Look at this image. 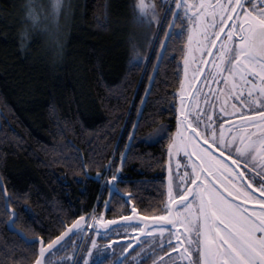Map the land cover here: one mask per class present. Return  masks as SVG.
<instances>
[{"label": "trees", "instance_id": "trees-1", "mask_svg": "<svg viewBox=\"0 0 264 264\" xmlns=\"http://www.w3.org/2000/svg\"><path fill=\"white\" fill-rule=\"evenodd\" d=\"M29 2L0 0V264H34L23 237L51 243L94 209L116 223L133 208L164 213L186 48L176 0L152 53L157 31L142 51L131 29L144 23L138 0H73L67 41L49 54L31 41ZM167 3L152 0L156 30Z\"/></svg>", "mask_w": 264, "mask_h": 264}, {"label": "rangeland", "instance_id": "rangeland-1", "mask_svg": "<svg viewBox=\"0 0 264 264\" xmlns=\"http://www.w3.org/2000/svg\"><path fill=\"white\" fill-rule=\"evenodd\" d=\"M29 1L28 23L32 29L31 41L34 42L39 39L45 52L49 50L51 52L49 54H55L57 50L64 47L67 41L72 25L73 7L71 3L73 0H60L58 10L53 8L54 0ZM242 2L243 0H241ZM195 6H202L204 10L201 15L190 18V35L186 58L190 57L192 52H196L194 49L197 41L200 38L205 40L208 36L209 26L205 20L208 14L215 15L216 23L212 25L210 32L217 33L221 26L224 27L225 22L230 21L227 19L229 15L235 18L240 11V8H236L235 13L231 11V8L235 7V0H197ZM136 10L141 18L140 21L144 23L134 24L131 29L138 33L136 38L139 42V49L143 51L154 33L157 31L156 36L158 32L160 33L161 23L156 30L157 18L153 15L152 0H143V4H141V0H138ZM222 19L223 24L221 23ZM229 31H235V29L229 28ZM186 92L188 89L186 90L185 86L182 87L177 99L178 128L168 150L167 200L164 213L159 215L168 216L169 219H174L176 223L169 224L167 221L155 219L143 220L135 212H132L129 215L132 217L131 220H122L110 225L103 216L98 215L94 219L95 228L92 227V222L88 225V232L94 230L91 237L86 239L85 248L87 253H95L99 256H83L82 264L83 262L89 264L92 260L102 262L108 258L112 261L109 264H141L149 258L152 260L149 264H197V261L203 264V261L200 260V254L205 250L204 242L207 229L203 227V219L199 218L200 195L207 197L209 192L219 195L227 202L232 203L234 207L246 209L247 211L243 212L245 216L255 217L264 211L257 203L258 200H264L263 197L259 196V192L258 196L254 195L252 199L245 201L244 193L248 192L246 191L248 189L241 187V183L237 179H229L226 175V173L231 172L232 176L235 177L236 172L232 171L235 166L230 165L220 155H217L216 151L213 156L207 155L204 151L206 146L198 145L195 142L194 134H189L187 129L183 127L185 118V100L183 98L187 96ZM260 165H264V160L258 162L257 170H259ZM209 168H211V172L208 171ZM186 172L189 174L187 177L184 175ZM193 172L198 177L196 185L190 184ZM170 184L172 186L171 195L169 194ZM233 184L240 190L239 196L236 195L235 190L232 191V195H228L229 187ZM188 187L193 189V192L189 193L188 196L187 203L190 204V207H182L181 205L185 202L178 201V198L177 203H173L172 197ZM242 188L245 191H242ZM233 197H235L234 200ZM209 223L211 224V222ZM131 225H139V227H132ZM222 227L218 223L212 225L213 230ZM101 235H105L106 238L102 239ZM82 237V235L77 237L73 242L75 244L78 240L80 241L76 251L74 250L75 255L73 249L70 251L69 246L67 248L64 246L62 248L63 253L67 250V256H62L63 253L58 254L59 252H56L51 255L47 264H66L70 260L71 264H78L77 254L82 245ZM169 242L171 245L177 246L175 251L173 247H169ZM159 250L163 252L158 253Z\"/></svg>", "mask_w": 264, "mask_h": 264}, {"label": "snow or ice", "instance_id": "snow-or-ice-1", "mask_svg": "<svg viewBox=\"0 0 264 264\" xmlns=\"http://www.w3.org/2000/svg\"><path fill=\"white\" fill-rule=\"evenodd\" d=\"M247 3L251 6V11L244 10L242 13L243 20L240 23H233L228 27L235 29L234 31H228L226 38L231 41L236 36V32L239 33L238 40L239 44L234 50V56L229 61L234 69L237 64H241V57L247 61L248 65L259 64L261 71L264 72V0H258L257 3H253V0H247ZM143 4V0H141ZM60 7V0H54L53 8L58 10ZM236 8L244 9V5L241 0H235V7L231 8V11L235 13ZM258 9V10H257ZM143 12V8L141 7ZM237 16V18H238ZM228 20H233L234 17L229 15ZM223 24V19L221 21ZM224 32V27L221 26L219 32L213 33L216 39L211 41V47H215L216 40L220 38V34ZM207 38V37H206ZM223 45H221V50ZM228 51H233L229 49ZM211 54V53H210ZM229 74H232L231 69H226ZM245 71L251 74V69L245 66ZM244 77H242L243 79ZM261 80L264 81V75H261ZM247 82V81H246ZM250 94V93H249ZM235 107V106H233ZM264 119V112L257 113ZM241 120H251V117L240 115ZM209 121L211 118L209 117ZM199 117L195 121V126L191 128V132L196 138L201 135L204 136L203 143L207 145L204 149L205 153L209 156H213L216 150L223 148L220 151V156L224 158L225 161L231 160L233 166H235L232 171L236 172V176L233 177L231 172L226 173L229 179H240L242 182L247 178L248 183L244 185L242 183L241 187H246L251 189V192H245V201L252 199L255 192H259L261 197H264V165L259 166L257 170L258 161L257 156L260 160H264V135L258 137L256 140H248L246 137L239 138V145L229 147L227 141L224 140L223 136V124H220L221 129L219 136H215L212 133L211 139L209 132L205 131L201 133L199 129ZM210 125H206V128ZM166 134L164 129L161 128L157 135ZM236 139H233V145L236 143ZM248 142H245V141ZM227 151V155H225ZM233 152L236 154L233 158ZM211 172V168L208 169ZM255 172V175H249V173ZM186 177L189 175L187 172L184 174ZM214 175V173H213ZM190 179L191 185L197 184L198 177L195 176V172L192 173ZM258 178V179H257ZM113 181L118 180L119 176H113ZM255 185V186H254ZM226 187H229L226 185ZM235 190L236 195L239 196L240 190L236 188L233 184L229 187L228 195H232V191ZM193 189L191 187L186 188L182 192H177L175 197H172V202L177 203L178 201L185 202L181 205L184 208L190 207L188 202L189 193H192ZM172 193V186L169 185V194ZM200 206H199V218L203 219V227L207 229L205 235V250L200 254V260L203 264H264V211H261L258 216L251 217L243 215V212L247 210L240 209L239 207H234L232 203L227 202L224 198L219 195H214L211 192L207 193V197L204 195L199 196ZM235 197H233V200ZM257 203L260 204L261 208L264 209V200H258ZM133 212L136 211L135 208L132 209ZM84 217H81L83 220ZM124 220H131L132 217H124ZM141 219L147 220L148 217H142ZM152 219L167 221L169 224L176 223L174 219H169L168 216H159ZM211 222V224L209 223ZM222 225V228H217L213 230V224ZM108 224H116V221H108ZM132 227H139V225H131ZM75 227V226H74ZM111 231V229H108ZM199 231V229H197ZM67 235V233L65 234ZM101 238H106L105 235H101ZM53 241V244L48 245V248H52L53 245L59 243ZM34 243V242H33ZM95 244V241H93ZM173 250H176L177 246L171 245ZM63 245H61V248ZM60 249L58 248L57 251ZM45 249L42 247L40 250L41 257L44 256ZM36 264H41L40 260H37ZM197 264H200L197 261Z\"/></svg>", "mask_w": 264, "mask_h": 264}, {"label": "flooded vegetation", "instance_id": "flooded-vegetation-1", "mask_svg": "<svg viewBox=\"0 0 264 264\" xmlns=\"http://www.w3.org/2000/svg\"><path fill=\"white\" fill-rule=\"evenodd\" d=\"M196 1L197 0H176V26H178L179 34L181 32L180 35L185 37L184 41L186 43L185 55L181 65L182 84L180 87V90L184 86L186 90L188 89V92H186L187 96L183 98L185 100L183 127L187 129L189 134H192L191 128L195 126V121L197 117H199L200 123L198 131L201 133L208 131L211 139L213 132L215 136H219L221 131L219 125L223 124L224 140L228 142L229 147L240 146L239 138L246 137L248 140H256L258 137L264 135V119H261V117L257 115L259 112H264V81L260 78L261 75H264V72L261 71L259 64L248 65L243 57H241L242 63L237 64L233 69L229 61L233 58L234 50H236L239 44V33L236 32V36L231 41L227 40L226 35L229 31L230 27L228 26L231 25V22L232 24L240 23L243 20V15L238 16V14L242 13L244 10L251 11L252 9L247 3V0H243L242 4L244 5V9H240L237 14L238 18L236 16L228 23L225 22L224 32L221 33L220 38L216 40L215 47H211V41L216 39V37L210 32V29L212 25L216 23V18L215 15L208 14L207 18H205L209 26L207 38L205 40L200 38L194 49L196 52H192L191 56L186 58L188 38L190 35V18L201 15L204 10L202 6H195ZM253 3L258 4V0H253ZM221 45H223L222 50ZM229 49L233 51H228ZM245 66L251 69V74L245 71ZM226 69H231L232 74L230 75L229 71ZM242 77L244 78L242 79ZM180 90L178 96H180ZM240 115L251 117V120H241L239 118ZM209 117L211 121H209ZM206 125H210V127L206 128ZM234 138H237L235 145H233ZM203 141V135L199 138L195 137V142L198 145H205ZM245 142L248 141L246 140ZM205 146L207 147V145ZM216 152L218 153H216L217 155H220V150H216ZM225 155H227V151H225ZM235 155L236 154L233 152V158H235ZM257 161H261L259 156H257ZM227 162L232 165L230 159L227 160ZM249 175L254 176L255 172H251ZM237 180L241 185L242 183L244 185L248 183L247 178H245L243 182L238 178ZM244 188L247 189L246 187ZM245 189L242 188V191H245ZM246 191L251 192V189ZM254 195L258 196V191L255 192ZM95 211L96 209H94L89 216L84 217L86 218V222L83 227L63 243L66 248L67 246L70 247L77 237L83 236L81 238L82 245L79 247L77 254L78 259L80 256H99V254L87 253L86 249L83 250L86 239L91 237L94 230L92 229L88 232V225L92 222V227L95 228L93 225L95 222L94 219L98 216L95 214ZM106 222L108 221L106 220ZM106 227L108 228L109 226ZM40 242L44 241L35 243L37 244V252ZM48 244L50 243H45V246ZM57 249L46 256L44 264H47L48 259L52 254L57 252ZM67 254L68 252L66 250L62 256H67ZM106 261L112 263L111 259L108 258L102 262L92 260L89 264H100ZM83 264L85 263L83 262Z\"/></svg>", "mask_w": 264, "mask_h": 264}, {"label": "water", "instance_id": "water-1", "mask_svg": "<svg viewBox=\"0 0 264 264\" xmlns=\"http://www.w3.org/2000/svg\"><path fill=\"white\" fill-rule=\"evenodd\" d=\"M170 2H171V0H169V2L167 4V7H166L165 13L163 15V18H162V22H161L159 31H160V29H161V27H162V25L164 23V20H165V17H166L168 8L170 6ZM158 35H159V32H158V34L156 36V39H155V42L153 44L151 53H152V51H153V49L155 47V44H156V40H157ZM151 53H150V56H151ZM85 171L87 173L86 168H85ZM87 175H88V173H87ZM13 221H15V220L13 219ZM85 222H86V218H84L83 220L79 219L76 222H74L71 226L66 227L65 231L59 237H57L56 239H54L53 241H57L58 238H62V239H59V243L53 245V247L50 248V249L48 248V245L53 244V241L50 244H48L47 246H45V243L44 242H40L39 250H38V255L39 256H38V259L37 260H40L41 261V264H44L46 256L49 255L50 253L54 252L58 247H60L64 242H66L68 240V238H70L74 233H76L78 230H80L83 227V225H84ZM10 229H11L12 232L19 233V231L17 229H15V228H13L11 226H10ZM66 233H67V235H65ZM23 238H24L25 242L27 244H29V245H33V244L39 242L38 239H27L25 237H23ZM42 247L45 249V253H44V256L43 257H41V255H40V250H41Z\"/></svg>", "mask_w": 264, "mask_h": 264}]
</instances>
